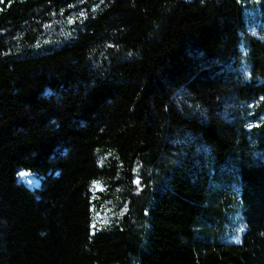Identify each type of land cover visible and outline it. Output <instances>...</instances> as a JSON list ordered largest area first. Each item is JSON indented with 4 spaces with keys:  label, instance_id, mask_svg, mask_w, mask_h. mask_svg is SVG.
<instances>
[{
    "label": "trees",
    "instance_id": "1",
    "mask_svg": "<svg viewBox=\"0 0 264 264\" xmlns=\"http://www.w3.org/2000/svg\"><path fill=\"white\" fill-rule=\"evenodd\" d=\"M257 20L264 0H0V264H264Z\"/></svg>",
    "mask_w": 264,
    "mask_h": 264
},
{
    "label": "rangeland",
    "instance_id": "2",
    "mask_svg": "<svg viewBox=\"0 0 264 264\" xmlns=\"http://www.w3.org/2000/svg\"><path fill=\"white\" fill-rule=\"evenodd\" d=\"M251 15L254 16V14H251ZM260 24H262L263 30H262V33L261 32L259 33L260 35L262 34V36H264V20L255 21V23L252 25V29H253V32L259 31L258 27H260L259 26ZM17 177H18L19 182L25 184L27 187L31 189L40 188L41 178L32 172H26L24 171V169H19ZM92 233H94V229L92 230Z\"/></svg>",
    "mask_w": 264,
    "mask_h": 264
}]
</instances>
